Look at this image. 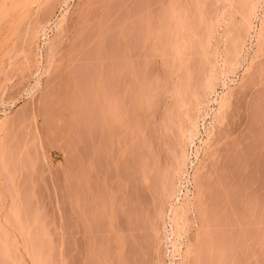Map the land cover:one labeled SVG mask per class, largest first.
<instances>
[{
    "label": "rangeland",
    "instance_id": "1",
    "mask_svg": "<svg viewBox=\"0 0 264 264\" xmlns=\"http://www.w3.org/2000/svg\"><path fill=\"white\" fill-rule=\"evenodd\" d=\"M254 3L0 0V264H174L157 243L155 214L169 208L160 181L180 129L206 111L212 120L224 93L211 134L201 126L205 141L195 140L202 185L179 237L191 252L175 261L264 264V43ZM237 33L245 59L225 66Z\"/></svg>",
    "mask_w": 264,
    "mask_h": 264
},
{
    "label": "bare ground",
    "instance_id": "2",
    "mask_svg": "<svg viewBox=\"0 0 264 264\" xmlns=\"http://www.w3.org/2000/svg\"><path fill=\"white\" fill-rule=\"evenodd\" d=\"M63 1H65V0H63ZM67 1V0H66ZM258 4V5H255V4ZM256 3H254V5H248L249 7H250V9H251V11L253 12V10H254V12H253V14H255V17H257L258 19H259V22H260V24H259V26L257 27V29L255 30V36H256V40L258 41V45L260 46L261 44H263L264 43V10L260 13L259 11V13L260 14H258V13H256L255 12V9H257L258 8V6H262L261 4H264V0H256ZM246 8V7H245ZM247 10V9H246ZM248 10H249V8H248ZM247 10V11H248ZM67 11V10H66ZM65 11V12H66ZM244 11H245V9H244ZM244 11L241 13V14H244ZM63 13V12H62ZM247 13V12H246ZM250 12H248V14H249ZM248 14H245V17H244V24H243V28L244 29H246V31H247V28L250 30V29H252V27H253V29H254V25L252 26V22L250 21V18H249V16L250 15H248ZM243 17V16H242ZM60 18V17H59ZM63 18V16L61 17V19ZM53 19V18H52ZM254 20H256V19H254ZM51 21V19H47V21H46V23L47 24H49V22ZM53 21H55V19L53 20ZM61 21H63V20H61ZM61 21H60V19H59V21H57L56 23H55V27L58 29L59 28V26L61 25ZM41 22V21H40ZM231 22V21H230ZM41 23H43V22H41ZM44 23H45V21H44ZM45 23V24H46ZM54 23V22H53ZM52 23V24H53ZM39 24V23H38ZM44 24V25H45ZM63 24V23H62ZM236 25V24H235ZM39 26V25H38ZM54 26V25H53ZM207 26V25H206ZM212 26V25H211ZM230 26V25H229ZM244 26H246V27H244ZM256 26V25H255ZM236 27H237V25H236ZM241 27V26H240ZM40 28V27H39ZM44 28H46L45 26H44ZM230 28H231V26H230ZM242 28V29H243ZM41 29V28H40ZM53 29H55V28H53ZM206 29H208V28H206ZM211 29H213V27L211 28ZM211 29H210V32H211ZM233 29V27L230 29V30H232ZM241 29V30H242ZM61 30V29H60ZM226 30H228V29H226ZM39 31V30H38ZM41 31H42V29H41ZM40 31V32H41ZM57 31V30H56ZM244 31V30H243ZM252 31V30H251ZM254 31V30H253ZM46 32V31H45ZM230 32V31H229ZM248 32V31H247ZM208 33V32H207ZM206 33V34H207ZM212 33V32H211ZM227 33V32H226ZM231 33H233V31L231 32ZM58 34H59V30H58ZM57 34V36H59ZM228 34V33H227ZM234 34V33H233ZM238 34V33H237ZM245 35V34H244ZM251 35V34H250ZM249 35V36H250ZM252 35H254V34H252ZM47 36V35H46ZM56 36V37H57ZM206 37H207V35H205ZM224 36V35H223ZM232 36V35H231ZM53 37V36H52ZM55 37V36H54ZM55 37V38H56ZM222 37V36H221ZM230 37V36H229ZM240 37H241V35H240ZM239 37V34H238V37L236 38L235 37V39L232 37V39L233 40H235V41H233V45L231 44V46H233V52H231V57H232V55L234 56V58L232 57V61H230L229 60V58H227V55H228V52H225V54H226V56H225V59L223 60L225 63H226V65L225 66H227V64H230V63H235L237 60H239L240 59V57L242 56L241 55V51H242V45H238V43H241L240 41H242V43H244L243 42V39H242V37L240 38ZM226 38H227V35H226ZM53 40H55L54 38H52ZM57 39V38H56ZM231 39V38H230ZM231 39V40H232ZM209 39H207V41H208ZM227 40V39H226ZM48 41H51V40H48ZM228 41V40H227ZM226 41V42H227ZM239 41V42H238ZM232 41H230L229 43H231ZM52 43V42H51ZM53 43H56V41L55 42H53ZM225 43V42H224ZM51 46H52V44H51ZM51 46H50V48L49 49H51ZM53 46H54V44H53ZM227 46V45H226ZM48 47V46H47ZM53 48V47H52ZM230 48V47H229ZM54 49V48H53ZM226 49V48H225ZM224 49V50H225ZM52 50V49H51ZM51 50H49V51H51ZM215 50H217V49H215ZM39 51V50H38ZM227 51V50H226ZM257 52H258V50H256ZM53 52V51H52ZM40 53V52H39ZM216 53V52H215ZM230 53V52H229ZM215 55H217V54H215ZM220 55V54H219ZM40 56V55H39ZM244 56V55H243ZM248 56V55H247ZM254 56V55H253ZM41 58V57H40ZM242 59H245V58H243V57H241ZM241 60V59H240ZM239 60V61H240ZM249 60V59H248ZM235 61V62H234ZM244 60H242V62H243ZM241 62V61H240ZM241 62V63H242ZM249 62V61H248ZM223 65H224V63H223ZM232 64H230V66H231ZM235 65V64H234ZM237 66H238V63H237ZM241 66V65H240ZM229 67V66H228ZM234 67V66H233ZM235 68V67H234ZM41 69H42V67H41ZM233 70V69H232ZM210 71V70H209ZM226 71V70H225ZM224 72V71H223ZM228 72H229V70H228ZM207 75V74H206ZM215 75V74H214ZM223 75V74H222ZM208 77V79H210L211 80V78H212V76H211V74L210 75H207ZM225 76V75H224ZM226 77V76H225ZM210 80H206V81H209L208 82V84H207V89L209 90L208 92L211 94V93H213V92H215V86H214V82H216V81H214L213 82V78H212V81L210 82ZM205 81V80H204ZM225 82V81H224ZM226 83V82H225ZM204 84V83H203ZM202 84V85H203ZM216 85V84H215ZM223 85H224V83H223ZM229 90V89H228ZM203 91H204V89H203ZM207 92V93H208ZM204 93V92H203ZM206 93V92H205ZM227 93H229V92H227ZM226 93H224V95H220L219 97V99L217 100V98H215L214 97V102H217L216 103V106L217 107H215V108H213V110H214V115L212 114V112H211V114H212V120H210V121H208L207 122V120H206V117H207V115H208V112L206 111V109H202V110H199V109H197V110H199V111H203V110H205L206 111V114H202V115H195V117L194 118H190L191 116L188 114V112L186 113L185 112V115L187 116L186 117V119L188 118V116H190L189 117V119L187 120V122L189 121L190 122V124L189 125H187V126H185L186 124H188V123H186V124H182V127L183 126H185V127H183V128H181L180 129V133L178 132L179 131V129H178V133L180 134V140H179V138H178V143H177V146H175V147H178V151H176L175 152V149H174V156H173V158H174V160H173V163H172V166H171V169H170V171H168L169 169H167V172L166 173H163L164 174V176H163V179H161L162 181H160V183H161V192H162V194H163V197L165 198H167L168 200H169V202H166V203H169V208H167V210H166V213H169L170 212V214H166L165 213V211H163L164 210V208H162V205L160 206L161 207V209H159V211L157 210V213L158 214H155V220H156V215H158V219H162L161 221H162V225H161V227H162V237H161V239H159L157 236H158V234H157V238L160 240H158L159 242H157L158 244H160V246H161V243H162V245H165V249H164V253H166L167 254V252H168V258H169V260H170V262H173L174 264H180V262H177V261H175V257L176 256H180L182 259L184 258V254H186V253H189V251H190V248H189V246L186 248V249H184L185 251H186V253H184L183 254V250H181V245H182V242L179 240V237H182V231L183 230H186V226H187V223H188V218L189 217H187V214H189L188 212L190 211V210H192V207H193V205H194V201H195V199H197V197L199 196V193H200V186L202 185L201 183V185H199V182L201 181H199V178H198V176H199V166H198V163L196 164V161H197V159H198V154H199V149H200V146L199 145H197L196 143H195V140L197 139H199L200 140V142L201 143H203L205 140H203V138H201V135L203 134V132H202V130H204L205 131V133L206 134H208L209 133V127H214L213 125H214V123H215V121H216V119L218 120V118L219 117H221V113H222V110L225 108V105H226V102H227V100L229 99V98H226V95H225ZM206 95V94H205ZM228 96V95H227ZM198 100H199V98H197ZM209 99V98H208ZM200 101V100H199ZM211 101V100H210ZM209 101V102H210ZM208 102V103H209ZM212 102V101H211ZM197 103V102H196ZM202 103V102H201ZM205 104H206V102H205ZM201 105V104H200ZM207 105V104H206ZM196 106V105H195ZM194 106V107H195ZM209 106V105H208ZM227 106V105H226ZM207 107V106H206ZM192 108V107H191ZM209 108V107H208ZM193 109H195V108H193ZM200 109H201V107H200ZM111 110V109H110ZM190 110V109H189ZM209 110H210V108H209ZM186 111V110H185ZM198 111V114H200V112ZM211 111V110H210ZM108 112H110V111H108ZM106 113V112H105ZM112 113V112H111ZM184 113V112H183ZM202 113H205V112H202ZM107 114V113H106ZM116 114V113H115ZM184 115V114H183ZM182 115V116H183ZM209 115H210V113H209ZM106 116H109V115H106ZM111 116V115H110ZM219 116V117H218ZM218 117V118H217ZM6 118V117H5ZM183 118V117H182ZM210 118V117H209ZM181 120V119H180ZM185 120V119H184ZM220 120V119H219ZM4 121H5V119L2 117V118H0V128L2 127V125L4 126ZM183 120H181V122H182ZM201 122V123H200ZM180 125V124H179ZM178 125V126H179ZM210 125V126H209ZM7 126V125H6ZM201 126H203V128H202V130H201ZM181 127V126H180ZM179 128V127H178ZM177 130V129H176ZM211 130V129H210ZM211 132V131H210ZM2 133V132H1ZM0 133V134H1ZM211 134V133H210ZM210 134H208L207 136H209ZM175 135V134H174ZM178 135V134H177ZM205 136V135H204ZM209 138V137H208ZM0 139H1V137H0ZM1 141V140H0ZM2 142V141H1ZM199 142V141H198ZM197 142V143H198ZM175 144V143H174ZM172 145H173V143H172ZM176 150H177V148H176ZM202 150V149H201ZM172 152V151H171ZM172 156V155H171ZM172 158V157H171ZM199 161V160H198ZM200 161H201V159H200ZM202 164V163H201ZM203 165V164H202ZM191 168V167H193V173H191V172H189V170H188V168ZM203 168V167H202ZM192 169V168H191ZM201 170H203V169H201ZM201 173V172H200ZM201 175V174H200ZM199 177H201V176H199ZM161 178V177H160ZM202 178V177H201ZM193 184V186L192 187H194L195 189H196V192H195V189H194V191L192 190V188L190 187V185H192ZM158 187H160V186H158ZM185 190V191H184ZM159 197H161V196H159ZM199 198V197H198ZM160 199V198H159ZM164 200V199H163ZM167 200V201H168ZM198 201V200H197ZM201 201V200H200ZM164 203V202H163ZM162 204V203H161ZM198 204V203H197ZM158 206V207H159ZM165 206H166V204H165ZM164 206V207H165ZM196 206V205H195ZM157 207V208H158ZM198 207V206H197ZM168 209L170 210V211H168ZM194 209V208H193ZM196 210V209H195ZM168 211V212H167ZM167 215H169L168 216V220H166L167 218H166V216ZM171 215V216H170ZM160 217V218H159ZM158 221V220H157ZM160 221V220H159ZM189 221H190V218H189ZM156 222V221H155ZM157 223V222H156ZM154 224V223H153ZM190 225H188V227H189ZM155 227V226H154ZM190 228V227H189ZM188 229V228H187ZM156 230H157V227H156ZM154 231V230H153ZM188 231V230H187ZM185 233V232H184ZM186 238V237H185ZM192 241V240H191ZM212 241V240H211ZM153 242V241H152ZM188 242V241H187ZM154 243V242H153ZM192 243V242H191ZM159 246V245H158ZM160 246L158 247V248H160ZM155 247V246H154ZM164 247V246H163ZM157 247H156V249L158 250H156L157 252H159L160 250L158 249ZM184 248V247H183ZM192 248V247H191ZM192 250H193V248H192ZM183 251V252H182ZM156 252V253H157ZM163 252V251H162ZM191 252V251H190ZM155 253V254H156ZM195 253V252H194ZM160 253H158V255H159ZM164 256V255H163ZM189 256V255H188ZM194 256V255H193ZM166 257V256H165ZM191 257V256H190ZM195 257V256H194ZM193 257V258H194ZM192 258V257H191ZM164 259V258H163ZM163 259H162V257L160 258V257H158L157 258V260L155 261V263L156 264H166L164 261H166V260H164L163 261ZM177 259V258H176ZM190 259V258H189ZM181 260V259H180ZM181 263H183V262H181ZM168 264V263H167Z\"/></svg>",
    "mask_w": 264,
    "mask_h": 264
}]
</instances>
